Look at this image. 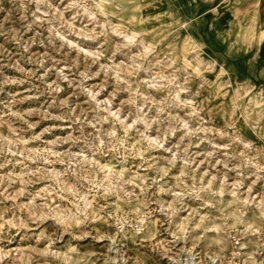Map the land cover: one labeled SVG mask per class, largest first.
<instances>
[{
	"label": "rangeland",
	"instance_id": "374dc122",
	"mask_svg": "<svg viewBox=\"0 0 264 264\" xmlns=\"http://www.w3.org/2000/svg\"><path fill=\"white\" fill-rule=\"evenodd\" d=\"M0 0V264H264V0Z\"/></svg>",
	"mask_w": 264,
	"mask_h": 264
},
{
	"label": "crops",
	"instance_id": "0c3cea01",
	"mask_svg": "<svg viewBox=\"0 0 264 264\" xmlns=\"http://www.w3.org/2000/svg\"><path fill=\"white\" fill-rule=\"evenodd\" d=\"M202 1H204V0H191L190 1V5L191 6H198V10H199V8H201V6H202V3H200V2H202ZM205 2H210V0H206Z\"/></svg>",
	"mask_w": 264,
	"mask_h": 264
}]
</instances>
